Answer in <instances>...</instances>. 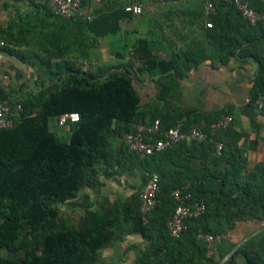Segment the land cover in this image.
Segmentation results:
<instances>
[{"label":"trees","instance_id":"16d2710c","mask_svg":"<svg viewBox=\"0 0 264 264\" xmlns=\"http://www.w3.org/2000/svg\"><path fill=\"white\" fill-rule=\"evenodd\" d=\"M245 1L256 11L264 12L263 2ZM35 4L52 15L46 5ZM84 4L85 0L83 7ZM124 6L100 8L90 19H69L96 40L120 32L121 20L133 15ZM208 19L212 26L208 27L207 36L221 49L230 46L227 53L238 49L241 56L258 62L259 72L250 96L264 93L261 24L247 25L232 2L217 4V14ZM138 49L143 56L150 52L144 39L138 40ZM0 52L40 67L49 80L47 86L35 80V91L16 98L23 105L17 124L0 128V249L9 253L22 249L24 253L21 260L0 255V264H94L98 251L113 242L116 228L122 225H129L131 233L149 241L133 264H217L216 252L221 259L224 251L217 248L209 253L208 242L199 235L210 234L219 239L241 222L254 223L255 230L264 225V160L251 168L247 166L239 144L242 134L232 124L209 133L208 124L221 115L203 124L195 123L207 131L205 141H181L149 155L138 154L129 151L123 142V134L131 131L134 123L145 120L128 65L124 64L121 71L98 66L90 72L72 60H45L38 53L28 54L5 42L0 43ZM182 57L190 65L205 55L202 48H191ZM36 84L41 88L37 90ZM3 97H13L11 90L6 92L0 87V98ZM73 111L79 113V120L70 123L69 137L63 140L49 129V117ZM169 116V112L161 111L149 120L159 118L162 129L179 122L188 127L195 122L185 121L182 113L171 120ZM113 136L121 138L118 147ZM216 141L223 144L219 152ZM101 162L118 175L139 169L143 185L152 173H157L155 207L146 220L137 200L113 212L89 211L76 227H58L59 205L76 198L84 183L91 188L100 184L96 174ZM175 190L189 192L191 202L205 204L204 212L189 218L178 237L170 236L166 226L176 206ZM24 228L39 239L20 240ZM224 264H264V238L258 242L249 238Z\"/></svg>","mask_w":264,"mask_h":264},{"label":"crops","instance_id":"0c3cea01","mask_svg":"<svg viewBox=\"0 0 264 264\" xmlns=\"http://www.w3.org/2000/svg\"><path fill=\"white\" fill-rule=\"evenodd\" d=\"M259 1L264 3V0ZM127 2L85 0L83 8L93 15L100 8H115ZM131 3L142 5L141 14L121 20L119 33L96 38L94 43L93 34L78 29L75 20L56 18L36 5L34 0H0V43L5 42L28 54L38 53L45 60L66 58L90 72L98 66L121 71L126 64L133 75L140 99L139 111L145 120L163 111L169 112L168 119L182 113L185 121L203 124L219 115L231 114L234 117L231 127L242 134L239 144L247 166L251 168L264 160V111L246 101L259 72L258 62L241 56L238 49L227 53L230 46L221 49L207 36L209 19L204 0H131ZM197 5L198 14L194 10ZM134 16L138 19L133 20ZM103 38L106 39V50L97 53ZM140 39L146 40L150 49L144 56L138 49ZM191 48H202L205 57L189 65L182 53ZM117 51L122 58L113 56ZM40 69L0 52V87L4 75L11 79L14 98L25 95L26 87L35 91L34 79L38 75L47 86L49 80ZM14 84L18 87L14 88ZM36 85L37 90L41 88L40 84ZM48 127L61 139L71 131L70 124L59 126L56 116L49 117ZM113 141L119 146L121 138L113 136ZM111 174L103 164L102 171H97L96 176L109 177ZM90 188L84 190L82 186L76 198L61 204V215L67 216L72 209L84 206L91 191L95 192ZM255 228L251 222L238 223L221 237L222 244L217 248L223 251L232 249ZM148 245L149 241L143 240L141 235L131 233L122 244L124 250L117 254L115 250L120 245L110 244L98 251L94 264H114L122 255L125 261L133 264ZM215 258H220L219 253L216 252Z\"/></svg>","mask_w":264,"mask_h":264},{"label":"built area","instance_id":"2783aa9c","mask_svg":"<svg viewBox=\"0 0 264 264\" xmlns=\"http://www.w3.org/2000/svg\"><path fill=\"white\" fill-rule=\"evenodd\" d=\"M36 3L46 5L47 9L54 17L70 18L85 17L90 19L91 14L84 11L83 0H34ZM205 12L208 17L217 14V4L221 2H232L240 13L242 20L250 26L261 24L264 28V12H258L253 9L245 0H204ZM125 11L133 15H139L142 12L140 3H131L124 6ZM207 27L212 26L209 20ZM2 87L6 92L11 90V79L8 75L2 78ZM247 102L253 104L258 110L264 111V93L259 92L254 97H248ZM23 111L22 103L14 98H0V128L14 127ZM57 124L64 126L75 123L79 120V113L76 111L65 112L56 117ZM234 121L231 114H223L217 120L208 124L209 133L212 135L220 129L227 128ZM208 133L203 125L190 124L185 127L181 122L162 129L159 118L152 121H138L132 125L131 131L123 134V142L127 149L142 155H149L157 151H162L173 147L181 141H205ZM216 151L219 152L223 144L220 141L215 142ZM159 188V175L152 173L139 193V210L143 220L147 219L148 214L153 210L157 203V191ZM176 206L171 217L167 221V230L170 236L178 237L186 228V221L189 218L201 215L205 210L203 201L191 202L192 196L189 192L175 190L173 192ZM206 242L211 243L215 238L210 235H199Z\"/></svg>","mask_w":264,"mask_h":264},{"label":"rangeland","instance_id":"374dc122","mask_svg":"<svg viewBox=\"0 0 264 264\" xmlns=\"http://www.w3.org/2000/svg\"><path fill=\"white\" fill-rule=\"evenodd\" d=\"M127 4H129V1L131 0H127ZM144 1H148V0H144ZM198 9H199V5H197L194 10L195 12L198 14ZM138 19L137 17H133V20ZM89 37V36H88ZM106 39H102L101 41V45L100 47L97 49V53H103L106 49V44L104 43ZM96 40H94L95 43ZM115 52L113 53V56ZM113 60H115L113 58ZM97 66V65H94ZM40 72L43 73V70L40 69ZM46 79H48L46 77ZM37 81V83H39L40 81V77L38 75L37 78L34 79V81ZM29 86V84L27 85ZM18 87L14 84V88ZM13 88V90H15ZM30 91L29 87H26V93ZM24 96L20 95V97ZM19 97V98H20ZM69 137V134H64L63 135V139L67 140ZM114 145L116 147H118V145L116 143H114ZM102 166L103 163L101 162L100 165L98 166V170L97 171H102ZM112 174L109 177H103V176H98L97 178L100 180V184L93 188L95 189L91 191V196L89 197V199L86 202V205L81 206V208H74L72 209V212L67 215V216H63L61 215L60 221L58 222V227H61L62 225H66L69 227H76L78 226V224L80 223V221L85 217L86 213L89 211H106V212H113L118 210L119 208H121V206L127 202H131V201H139V193L143 187V178H142V173L139 169H134L132 171L126 172L124 174L118 175L116 174V170L115 169H109ZM86 171L88 172V169H86ZM89 179V177H88ZM86 188H90L89 185L86 183H84L83 185V189L86 190ZM91 189V188H90ZM59 207H61V205H59ZM259 229V228H258ZM256 229V230H258ZM130 227L129 225H122L118 228H116L115 231V236H114V240L111 244L114 243H118L120 245V247H117L115 252L118 254V252H120V250H124V248L122 247L123 242L125 241V238H127L130 235ZM23 237H28L30 238V240H38L39 236L37 235L35 236H31L28 233V230L26 228H24L21 232L20 235V240ZM253 239L254 242H258L260 239L264 238V229H262L261 231H259L258 233H256L254 236L251 237ZM221 237L219 239H215L213 242L208 243L210 246V251L209 253H213L214 250L217 249V246L221 243ZM239 243V242H238ZM237 244H235L233 246V248L236 246ZM240 246V245H239ZM238 246V247H239ZM109 247V246H108ZM237 247V248H238ZM232 248V249H233ZM232 249L228 250V251H224L222 253V257L221 259H218V263L217 264H224L225 261L228 260L229 253L232 251ZM234 253V252H233ZM23 250H18L12 253H9L6 249L2 248L0 249V255L7 257L9 259H13V260H21L23 257ZM124 254V253H123ZM123 256V255H122ZM119 257V259L117 260L116 263L114 264H124L126 263H132V261H125L123 257ZM97 258V257H96ZM226 258V259H225ZM225 259V260H224ZM222 260L223 263H220ZM237 260L239 262H242L243 258L238 256ZM95 261H97V259H95Z\"/></svg>","mask_w":264,"mask_h":264},{"label":"water","instance_id":"95a60500","mask_svg":"<svg viewBox=\"0 0 264 264\" xmlns=\"http://www.w3.org/2000/svg\"><path fill=\"white\" fill-rule=\"evenodd\" d=\"M115 57H117V58H122L123 57V55L120 53V52H115ZM262 229H264V225L263 226H261L258 230H255V231H253L251 234H249L248 236H246L244 239H242L239 243H237V245L232 249V251L229 253V256H231L232 254H233V252L237 249V247L239 246V245H241L243 242H245L246 240H248L249 238H251L252 236H254L256 233H258L259 231H261ZM226 259V258H225ZM224 259V260H225ZM224 260H222L220 263H223V261Z\"/></svg>","mask_w":264,"mask_h":264}]
</instances>
